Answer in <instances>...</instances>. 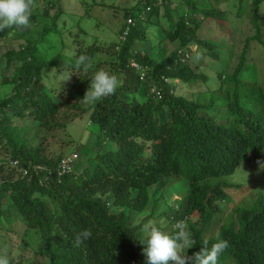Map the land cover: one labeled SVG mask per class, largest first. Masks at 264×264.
Instances as JSON below:
<instances>
[{
  "label": "trees",
  "instance_id": "obj_1",
  "mask_svg": "<svg viewBox=\"0 0 264 264\" xmlns=\"http://www.w3.org/2000/svg\"><path fill=\"white\" fill-rule=\"evenodd\" d=\"M44 1L41 15L30 16L32 28L40 25L39 38H26L25 46L8 50L4 56L6 66L14 64L15 68L11 78L3 79L11 86L10 93L0 98V218L4 204L15 208L24 231L15 249L19 254L5 253V243L0 241V256L7 257L9 264H22L24 252L33 245L25 234L36 230L40 240L32 233L33 242L36 239L33 254L42 262L23 264H145L140 228L154 213L137 225H131V216L140 214L148 203L164 202V193L175 191V183L182 180L185 186L176 191V207H168L167 202L159 215L167 220L162 230L172 233L176 222L183 221L194 238V245L187 250L190 256L219 238L226 240L228 247L218 264H264V193L257 189L246 201L233 203L229 193L240 190L241 185L227 180L244 161L264 163V88L241 78L253 67L247 59L250 41L264 49V18L260 16L264 0H221L225 9L236 10L237 17L246 15L254 35L245 40L235 66L217 74L216 97L205 104L177 95L172 88L191 86L199 79L207 81L205 75L196 73L195 57H205L201 59L207 67L222 61L219 45L206 36L200 38L199 33V19L224 16L218 9L219 0H213L210 8H201L194 0H177V9L171 8L174 0H137L123 9L124 22L114 41L104 46L93 40L76 41L73 57L57 55L47 62L39 57L37 46L56 33L64 10L59 5L52 15L55 0ZM37 2L29 0L30 8ZM160 10L164 18L158 16ZM161 22L160 40L174 49L158 60L145 49L134 51L133 44L145 43L148 29ZM12 31L0 30V41ZM183 54L189 56L188 62L178 58ZM81 56L86 57L83 64ZM61 57L76 63L69 67L80 74L63 69L62 77L69 78L53 90L55 95H48L43 76L49 67H59ZM132 62L139 69L131 67ZM99 70L119 75L120 86L112 95L84 105L88 82ZM219 96L227 108L225 122L209 115ZM86 113L102 140L116 148L93 156L78 174L52 178L45 172H32L35 166L55 168L61 157L48 151L46 138L37 146L30 145L14 121L30 118L36 132L51 134L63 131Z\"/></svg>",
  "mask_w": 264,
  "mask_h": 264
},
{
  "label": "rangeland",
  "instance_id": "obj_2",
  "mask_svg": "<svg viewBox=\"0 0 264 264\" xmlns=\"http://www.w3.org/2000/svg\"><path fill=\"white\" fill-rule=\"evenodd\" d=\"M38 4L36 7L31 9V14L41 15L42 10L45 5L44 0H37ZM198 3L201 8H210L213 6V0H194ZM137 0H55L53 8L51 9V14L55 13L58 9L57 6H63L64 14L60 15L57 26L56 33H51L43 39V42L37 46L39 51V57L45 62L51 61L57 55H62L66 58L73 57V51L76 50V41L83 43H89L93 40L96 44L107 45L109 42L114 41L118 38L120 26L123 25V9L135 5ZM219 0L220 6L219 10L224 11L220 19L215 20H204L201 21L200 28V38L206 36L212 43L218 46V53L221 56L222 61L215 62L211 66L203 64V58H194L195 55H191L192 58L196 59L195 62L198 64V68L195 70L196 73H202L207 78V81L199 79L194 85L183 86L177 84L176 87L172 89L177 95H182L189 100L205 104L210 98H215V92L220 84L217 74L223 73V71H230L237 62V55L242 51V46L247 38L254 35V30L252 26L248 23L246 15L242 17L236 16V10L225 9V3ZM95 4V5H94ZM100 4V5H97ZM180 4L177 0H174L171 4L172 9H177ZM244 4V3H243ZM149 11H146L148 14ZM163 11L160 10L159 15L163 17ZM147 16V15H146ZM260 16L264 18V3L260 8ZM152 20L155 21L157 18L154 16ZM158 21H161L159 19ZM153 23V22H152ZM163 22L160 24H154L148 29L147 41L145 43L135 42L132 46L134 51L146 50L150 56H153L156 60L165 57L173 49L174 45L168 42L161 41L160 31ZM40 26V25H39ZM29 26L27 28L18 29L13 28L2 41H0V98L5 97L10 93L11 86L3 82L4 78H11L14 72V64L12 67L6 66L5 52L8 50H19L21 47L26 45V38L29 40H36L39 37L37 33L40 27ZM164 27V26H163ZM82 30L84 34H82ZM17 33H21V37H18ZM262 36L264 39V27H262ZM232 44V47L230 46ZM249 51L251 54L247 56L248 64L253 66L249 68V71L241 76V78L250 84H259L264 88V49L256 42L250 41ZM41 54V55H40ZM75 55V54H74ZM258 55L260 58H257ZM256 58V63H255ZM17 65L20 62L16 63ZM70 64L76 65V63L68 62L62 57L60 58L59 67H49L43 76L45 91L48 95H55L54 89L61 88L63 85L62 73L65 71L63 69H68V72L72 70ZM191 68L194 67L191 64ZM60 71H59V69ZM103 69V68H101ZM75 74H80L77 69L72 70ZM249 74V76H247ZM121 83V78L116 75ZM120 98L129 101L130 99L120 94ZM222 97H217L216 107L209 115L214 116L215 120L227 121L226 118L227 108L225 103L222 102ZM84 104V103H83ZM92 103H88L91 105ZM84 105H87L85 103ZM164 117V116H163ZM15 126H18L20 132L27 138L30 145L37 146L42 138H46L49 142L48 151L54 156L63 157L70 155H77V159L73 162L71 169L72 173L78 174L86 165L91 163L93 156L99 152L106 151L108 149H115L116 145L113 143L103 141L100 137V131L89 121L88 113L83 114L81 117L76 118L74 121L69 122L63 131H55L51 134L41 132L40 134L36 132L35 122L28 118L21 121H14ZM99 141L101 143H99ZM264 163L260 164L253 161H244L238 166L234 173L227 178V180L234 184H239L241 187L238 191H230L229 196H231L232 202L237 203L241 201H246L247 196L254 195L255 191L264 193ZM254 182V183H253ZM185 186V182L182 180L175 183V191L171 193H164L162 197L164 202L159 201L156 205L148 203L146 209L140 214H132L131 225H137L136 221H142V218L150 213H154L152 221L157 222L158 226L161 228L166 225L167 220L163 216H159L168 207H176V201L178 199V189L179 186ZM177 191V192H176ZM256 195V194H255ZM175 201V202H174ZM155 202V201H154ZM222 207L228 210L225 203ZM2 217L0 218V241L5 243L4 252L9 253V255L16 256L19 254L15 251L18 248V242L24 231V224L19 217L15 208L8 207L4 204L1 207ZM112 212L117 210L112 208ZM127 212V211H126ZM146 222V221H145ZM166 231V230H165ZM25 239L32 246L28 247V250L24 252V262L23 263H33L42 262V258L35 256L33 251L35 250V241L33 242L34 233L37 236V241H39V236L36 230H28ZM167 232V231H166ZM194 240V238L192 237ZM3 250V247H1ZM188 250V249H187ZM185 252L186 256L190 254ZM22 263V264H23ZM172 264V262H169Z\"/></svg>",
  "mask_w": 264,
  "mask_h": 264
},
{
  "label": "clouds",
  "instance_id": "obj_3",
  "mask_svg": "<svg viewBox=\"0 0 264 264\" xmlns=\"http://www.w3.org/2000/svg\"><path fill=\"white\" fill-rule=\"evenodd\" d=\"M30 16L29 0H0V30L27 28L30 26ZM179 57L181 61L184 62L186 59V62H188V55H178ZM85 61L86 57L81 56L80 63L83 64ZM140 74H143V72L141 71ZM69 76H64L63 81H66ZM176 83L171 82L173 85ZM119 86L120 81L116 75L103 70L96 71L91 81L88 82L83 100L86 103H96L112 95ZM139 222L138 219L136 223ZM174 227L175 231L169 233L162 230L158 223L152 220H148L141 225L142 238L139 239V242L143 245L142 255L145 264H169V262H172V264H218V258L228 247L226 240L217 238L210 246L200 248L191 256H186V250L194 245L191 233L183 221L176 222ZM83 235L87 237L89 234L85 232ZM0 264H9L7 257L0 256Z\"/></svg>",
  "mask_w": 264,
  "mask_h": 264
},
{
  "label": "built area",
  "instance_id": "obj_4",
  "mask_svg": "<svg viewBox=\"0 0 264 264\" xmlns=\"http://www.w3.org/2000/svg\"><path fill=\"white\" fill-rule=\"evenodd\" d=\"M127 24L131 25V21L130 19L127 20ZM127 34V29L122 33V37H120V39H123L124 36ZM131 66L139 69V66L135 63H131ZM143 74H141L142 76ZM77 159V155H70V156H65L62 157L58 160L57 165L55 166V168L53 169H48V168H44V167H39V166H35L32 168V171L35 173H41L43 174V172L47 173V175H53L52 178L54 177H61L69 172H71V166L73 164V162ZM24 174H26V171H23ZM48 178V176H47ZM46 180V176L43 178ZM40 185L42 184V179L39 180Z\"/></svg>",
  "mask_w": 264,
  "mask_h": 264
}]
</instances>
